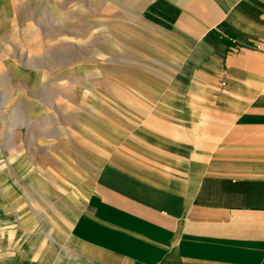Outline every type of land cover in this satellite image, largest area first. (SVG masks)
<instances>
[{
	"label": "crops",
	"instance_id": "0c3cea01",
	"mask_svg": "<svg viewBox=\"0 0 264 264\" xmlns=\"http://www.w3.org/2000/svg\"><path fill=\"white\" fill-rule=\"evenodd\" d=\"M147 12L159 78L136 74L150 92L125 141L80 171L69 232L37 262L264 264V0Z\"/></svg>",
	"mask_w": 264,
	"mask_h": 264
},
{
	"label": "rangeland",
	"instance_id": "374dc122",
	"mask_svg": "<svg viewBox=\"0 0 264 264\" xmlns=\"http://www.w3.org/2000/svg\"><path fill=\"white\" fill-rule=\"evenodd\" d=\"M152 1L0 0V264H38L65 239L80 171L125 141L150 92L136 74L163 67Z\"/></svg>",
	"mask_w": 264,
	"mask_h": 264
},
{
	"label": "bare ground",
	"instance_id": "6f19581e",
	"mask_svg": "<svg viewBox=\"0 0 264 264\" xmlns=\"http://www.w3.org/2000/svg\"><path fill=\"white\" fill-rule=\"evenodd\" d=\"M71 171V170H70ZM67 175H70V174H68L67 173ZM71 175H73L72 173H71ZM62 177V176H61ZM66 180V179H65ZM40 183H41V180H38ZM44 185V184H43ZM42 187H45V185L44 186H42ZM26 224L27 225H29L28 224V221L26 222ZM63 250V249H62ZM57 254H59V253H57ZM18 258V257H17ZM60 261V260H59ZM9 263H11V264H34V263H31L29 260H28V262L27 263H23V262H19L17 259H15L13 256L12 257H10V260L8 261ZM40 264H42V263H40Z\"/></svg>",
	"mask_w": 264,
	"mask_h": 264
}]
</instances>
